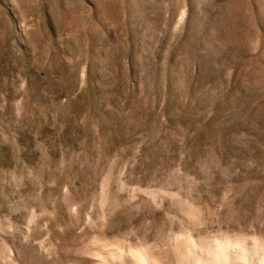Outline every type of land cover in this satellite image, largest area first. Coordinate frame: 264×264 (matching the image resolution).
<instances>
[{"label":"rangeland","instance_id":"1","mask_svg":"<svg viewBox=\"0 0 264 264\" xmlns=\"http://www.w3.org/2000/svg\"><path fill=\"white\" fill-rule=\"evenodd\" d=\"M0 264H264V0H0Z\"/></svg>","mask_w":264,"mask_h":264}]
</instances>
